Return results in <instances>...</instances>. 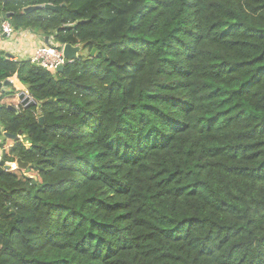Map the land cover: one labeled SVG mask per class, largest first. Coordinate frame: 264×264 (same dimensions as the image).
<instances>
[{"label":"trees","instance_id":"1","mask_svg":"<svg viewBox=\"0 0 264 264\" xmlns=\"http://www.w3.org/2000/svg\"><path fill=\"white\" fill-rule=\"evenodd\" d=\"M7 13L89 53L52 72L0 51V133L29 143L1 160L36 175L0 165V264H264V0Z\"/></svg>","mask_w":264,"mask_h":264},{"label":"crops","instance_id":"2","mask_svg":"<svg viewBox=\"0 0 264 264\" xmlns=\"http://www.w3.org/2000/svg\"><path fill=\"white\" fill-rule=\"evenodd\" d=\"M45 37H48V42L45 41ZM44 43H55L53 36H45L44 34L30 28H23L19 31L16 30L15 36L11 39L0 33V51L5 52L6 55L10 54L18 60L31 61V55L34 48ZM11 81L13 82V79H11ZM3 149L5 150V148Z\"/></svg>","mask_w":264,"mask_h":264},{"label":"built area","instance_id":"3","mask_svg":"<svg viewBox=\"0 0 264 264\" xmlns=\"http://www.w3.org/2000/svg\"><path fill=\"white\" fill-rule=\"evenodd\" d=\"M0 33L5 37L11 39L15 36L16 30L11 23L0 15ZM19 31V30H18ZM63 44L57 46L56 44H41L34 48L31 55V62L55 72L60 65H64L66 62H71L74 59H66L62 52ZM4 152L3 148H0V154ZM1 156V155H0Z\"/></svg>","mask_w":264,"mask_h":264},{"label":"water","instance_id":"4","mask_svg":"<svg viewBox=\"0 0 264 264\" xmlns=\"http://www.w3.org/2000/svg\"><path fill=\"white\" fill-rule=\"evenodd\" d=\"M42 7L50 8L53 10H60V6H52V5L46 4L45 6L33 5V6L25 7L24 12L37 10V9L42 8ZM10 15H11V13H7L5 15L1 14L2 17H7V18L10 17ZM45 41L48 42V37H45ZM82 48H83L82 44L73 45L70 43H65V44H63L62 52H63V55L66 59H77L79 57V51ZM94 53H95V48H92L91 55H93ZM7 56L12 57V55H10V54H7ZM62 69H63V65H60L57 68V71H61ZM11 85H12V81L9 79L1 81L0 82V93L3 92L7 86H11ZM17 96H18L19 101L22 103H27V105H36V102L30 97L29 94H26V92H24V91H20ZM39 121L42 123L41 117L39 118ZM5 134H7V133H5ZM17 134L20 135L21 131H19ZM7 135H10V137H12V138H13V136L15 137V135H11V134H7ZM0 158H1V156H0ZM15 164H16V168L21 169V170H26L27 167L29 166V163L21 161L20 158H16ZM0 165L4 166V168L7 170L11 168L10 164H5L4 161L1 159H0Z\"/></svg>","mask_w":264,"mask_h":264},{"label":"rangeland","instance_id":"5","mask_svg":"<svg viewBox=\"0 0 264 264\" xmlns=\"http://www.w3.org/2000/svg\"><path fill=\"white\" fill-rule=\"evenodd\" d=\"M88 53H89V52H88L87 47H86L85 49H81V50L79 51V55H80V56H86ZM90 53H91V51H90ZM12 79H13V78H12ZM9 80H11V79H9ZM12 84H13V83H12ZM17 85H18V87H20V91H24V92H26V94H29L28 91L25 90V86H24V85H22V84H20V83H18ZM5 89H6V88H5ZM18 100H19V99H18ZM19 102H20V101H19ZM17 106H18V104L15 105V107H17ZM14 135H15V137L13 136V138H12V137H10V135H7V134H5V133H0V148H2V146H4L5 150L8 151V150L10 149V146L13 145L14 141L21 142V143H23V144H28V145H26V146H29V143H28V141H27L26 138H24V140H21V137H20L21 134H20V135H18V134H14ZM25 137H26V136H25ZM1 142H3V145H1ZM0 155H1V156L3 155L2 150H1V154H0ZM0 159H1V158H0ZM7 164H10V165H11V168H10V169L15 170V166H16L15 162L11 161V162H9V163H7ZM24 174L27 175V176L33 177L34 179L36 178V175L33 174V172H31V171H25V170H24ZM1 216H2V217H5V216H3V215H1ZM7 218H9V217H7Z\"/></svg>","mask_w":264,"mask_h":264}]
</instances>
